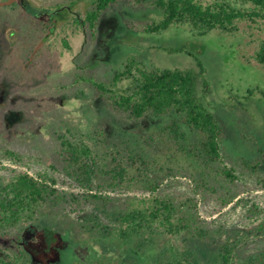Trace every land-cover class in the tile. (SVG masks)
I'll return each mask as SVG.
<instances>
[{
    "label": "rangeland",
    "instance_id": "1",
    "mask_svg": "<svg viewBox=\"0 0 264 264\" xmlns=\"http://www.w3.org/2000/svg\"><path fill=\"white\" fill-rule=\"evenodd\" d=\"M26 1L30 7L26 3L25 8L37 19L17 2L0 8V178L29 173L56 179L67 200L46 207L37 222L10 231L9 242L0 243V261L139 264L132 254L136 247L81 232L80 223L95 208L72 200L71 195H81L83 190L65 173L58 141L59 134L84 141L100 161L112 149L139 150L142 136L170 122L171 118L153 116L136 121L112 112L87 82L110 81L114 71L122 69L132 56L149 70L199 73L198 62L202 63L204 79L210 85L204 101L225 129L224 163L240 180L234 188L238 197L233 204L221 208L214 196L200 198V214L209 222L224 224L234 235L264 220V99L258 91L264 90V68L255 60L258 39L264 36L262 28L244 23L235 35L214 31L198 37L190 28L180 26L149 34L147 27L164 17L153 5L155 0H120L92 30L87 25L78 27L73 20L84 19L96 0ZM66 6L72 9L70 13L54 11ZM61 14L65 19L55 26L52 21ZM63 39L70 49L64 47ZM170 48L184 52L169 53ZM204 79L198 78L200 96ZM162 146L165 154L175 152L168 139ZM177 160L186 164L181 155ZM177 160L172 159L174 166H179ZM244 161L259 164L257 171L245 170ZM165 189V193L186 197L194 187L180 176ZM253 205L261 210L257 216L249 214ZM28 227L34 230L26 248L35 261H27L31 258L27 251L21 256L23 250L18 245L21 231ZM163 243L157 239V244ZM50 244L57 247V256L48 252ZM263 245L261 240H252L250 251L256 252Z\"/></svg>",
    "mask_w": 264,
    "mask_h": 264
},
{
    "label": "trees",
    "instance_id": "2",
    "mask_svg": "<svg viewBox=\"0 0 264 264\" xmlns=\"http://www.w3.org/2000/svg\"><path fill=\"white\" fill-rule=\"evenodd\" d=\"M119 1L96 0L84 19L76 17L73 21L78 27L87 25L94 30L105 12ZM153 5L164 17L147 27L149 34L185 26L198 37L214 31L235 35L244 23L264 30V0H155ZM63 19L61 14L52 23L56 26ZM63 45L71 48L66 39ZM168 52L184 50L170 48ZM255 60L264 68V36L258 39ZM198 65L199 73L149 70L132 56L122 69L114 71L110 81L87 79L112 112L136 121L147 116L171 120L161 130L142 136L139 150L112 149L100 161L91 145L58 135L64 171L83 190L81 195H71L72 200L95 208L80 223V229L86 236L136 247L132 254L139 264H264V245L256 252L249 247L252 240L264 242V220L234 235L224 224L209 222L200 214V198L214 196L221 208L233 204L240 177L224 163L225 129L204 101L210 85L204 79L205 68L201 62ZM199 77L204 79L203 96L198 93ZM258 91L264 99V90ZM167 139L175 145L171 155L163 151L162 143ZM178 155L186 164L177 160ZM172 159L179 166H174ZM258 167L259 164L243 162L245 170L255 173ZM180 176L193 184L191 194L181 197L165 193L168 183ZM57 185L56 179L29 173L0 178V243L9 242L10 231L37 222L46 207H56L67 200V194ZM260 213L257 205L249 209L254 216ZM33 230L23 229L18 238L21 256L27 251L31 257L27 261H35L26 248ZM157 239L165 243L157 244ZM47 249L52 256L59 252L52 244ZM17 260L2 259L0 264H27Z\"/></svg>",
    "mask_w": 264,
    "mask_h": 264
},
{
    "label": "flooded vegetation",
    "instance_id": "3",
    "mask_svg": "<svg viewBox=\"0 0 264 264\" xmlns=\"http://www.w3.org/2000/svg\"><path fill=\"white\" fill-rule=\"evenodd\" d=\"M0 1H6V0H0ZM20 3L24 8L26 7V3H27V5H28V2L26 1V0H16L15 1V3ZM15 3H13V4H11L10 6H6V7H11V6H14L15 5ZM29 6V5H28ZM30 7V6H29ZM26 9V8H25ZM27 10V9H26ZM71 10L72 9H68L67 8V6L66 7H60V8H57L56 10H54V11H60V12H64V11H67V12H65V13H70L71 12ZM28 11V10H27ZM28 13L32 16V17H34L35 18V16H33L32 15V13H30V11H28ZM35 19H37V18H35ZM42 21V20H41ZM43 22V21H42Z\"/></svg>",
    "mask_w": 264,
    "mask_h": 264
},
{
    "label": "water",
    "instance_id": "4",
    "mask_svg": "<svg viewBox=\"0 0 264 264\" xmlns=\"http://www.w3.org/2000/svg\"><path fill=\"white\" fill-rule=\"evenodd\" d=\"M16 0H6V1H0V8L10 6L11 4L15 3Z\"/></svg>",
    "mask_w": 264,
    "mask_h": 264
}]
</instances>
